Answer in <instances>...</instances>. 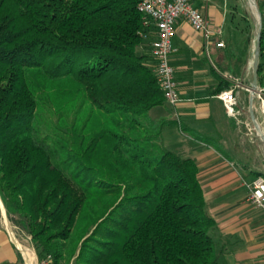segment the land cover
Wrapping results in <instances>:
<instances>
[{"label": "trees", "instance_id": "1", "mask_svg": "<svg viewBox=\"0 0 264 264\" xmlns=\"http://www.w3.org/2000/svg\"><path fill=\"white\" fill-rule=\"evenodd\" d=\"M140 2L0 0V197L40 260L225 264L197 162L152 114L167 101ZM222 71L217 95L238 80Z\"/></svg>", "mask_w": 264, "mask_h": 264}, {"label": "crops", "instance_id": "2", "mask_svg": "<svg viewBox=\"0 0 264 264\" xmlns=\"http://www.w3.org/2000/svg\"><path fill=\"white\" fill-rule=\"evenodd\" d=\"M194 5L218 34L209 42L188 22L178 23L177 51L171 64L182 102L177 107L166 103L152 114L156 119L176 122L164 132L166 146L197 162L208 211L217 223V237L227 249L224 263L264 264V211L249 201L254 180L264 175V141L250 113L256 39L255 46L250 41L245 56L229 57L233 40L247 39L240 27L244 23L246 29L251 28L254 14L248 0H194ZM219 42L225 47L219 48ZM239 47L244 49L243 44ZM228 67L238 71L242 83L238 94L249 105L256 136L246 134L244 123L226 114L215 93L219 78L233 79L222 71ZM261 120L258 117V124ZM0 211V264H39L31 239L19 240L10 227L1 200Z\"/></svg>", "mask_w": 264, "mask_h": 264}, {"label": "built area", "instance_id": "3", "mask_svg": "<svg viewBox=\"0 0 264 264\" xmlns=\"http://www.w3.org/2000/svg\"><path fill=\"white\" fill-rule=\"evenodd\" d=\"M260 1L264 2V0ZM139 12L148 30V34L144 37L150 38L152 35L155 37L152 43L153 55L156 58L155 70L166 101L171 107H177L182 102V98L171 59L177 51L174 40L177 36L178 23L188 22L209 42L218 33L211 28L209 19L195 7L194 0H141ZM217 46L224 48L225 43L219 42ZM238 89H242V83L239 80L233 88L224 90L218 95L224 104L226 114L233 119H238L242 115L237 95ZM254 97L260 102L261 129L264 134V79L262 83L259 82ZM249 201L264 211V175L254 180ZM39 264H52V258L40 260Z\"/></svg>", "mask_w": 264, "mask_h": 264}, {"label": "rangeland", "instance_id": "4", "mask_svg": "<svg viewBox=\"0 0 264 264\" xmlns=\"http://www.w3.org/2000/svg\"><path fill=\"white\" fill-rule=\"evenodd\" d=\"M250 7V6H249ZM250 11L252 12L251 8H250ZM253 14V12H252ZM253 20L254 19V15H253ZM243 35L245 37H248V36H251V41L253 42V46H255V39H256V35H257V27L255 25V21L253 23V25H251V28H247L246 29V25L243 23L241 24V27H240ZM253 92V90H251ZM239 92H242L241 89H238L237 90V95H238V98H239V103H240V109H242L241 111L242 112V115L236 119L237 121H241L243 122L244 124L243 127H244V131L245 133L247 134H251L253 133L255 136H256V130L254 128V125L252 124V120L250 118V115H249V105L246 103V101L243 99L242 96H239ZM256 91H254L253 93H255ZM166 99V98H165ZM254 107H255V115H256V118L258 119V117H260V113L257 112V110L259 111V108H260V102L255 100L254 101ZM257 109V110H256ZM262 121V120H261ZM246 123V124H245ZM259 124H261V122H259ZM1 198V197H0ZM5 206V205H4ZM8 220H9V225L10 227L12 228L13 232L15 233L16 237L19 239V240H23V239H31L32 241V238L29 237L26 233H24L19 227H16L15 224L13 222L10 221L9 217H8Z\"/></svg>", "mask_w": 264, "mask_h": 264}, {"label": "water", "instance_id": "5", "mask_svg": "<svg viewBox=\"0 0 264 264\" xmlns=\"http://www.w3.org/2000/svg\"><path fill=\"white\" fill-rule=\"evenodd\" d=\"M248 4L254 14V19L257 27V36H256V41H257V46L255 50V57H254V78H253V92L256 91L258 84H259V59H260V47H261V38H262V30H263V19H262V13L260 11V8L258 6L257 0H248ZM254 93L252 94L251 98V103H250V113L252 120L256 126L257 131L261 135L263 141H264V134L260 128V125L258 124L256 115H255V107H254ZM2 201V199L0 198ZM3 202V201H2Z\"/></svg>", "mask_w": 264, "mask_h": 264}, {"label": "bare ground", "instance_id": "6", "mask_svg": "<svg viewBox=\"0 0 264 264\" xmlns=\"http://www.w3.org/2000/svg\"><path fill=\"white\" fill-rule=\"evenodd\" d=\"M253 90V89H252ZM252 94H253V92H252ZM29 256V255H28ZM29 258H30V256H29Z\"/></svg>", "mask_w": 264, "mask_h": 264}]
</instances>
